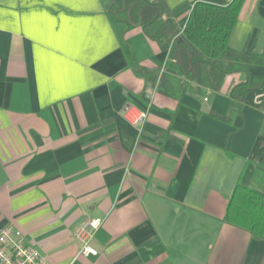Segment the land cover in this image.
Segmentation results:
<instances>
[{
    "label": "crops",
    "instance_id": "crops-1",
    "mask_svg": "<svg viewBox=\"0 0 264 264\" xmlns=\"http://www.w3.org/2000/svg\"><path fill=\"white\" fill-rule=\"evenodd\" d=\"M196 1L230 0H165L180 32ZM107 2L0 0V228L51 264H264V238L223 219L237 182L264 191V88L223 119L230 87L264 76V0L228 41L258 58L218 89L173 73L168 39L122 35ZM92 218L97 253L80 255Z\"/></svg>",
    "mask_w": 264,
    "mask_h": 264
},
{
    "label": "trees",
    "instance_id": "trees-1",
    "mask_svg": "<svg viewBox=\"0 0 264 264\" xmlns=\"http://www.w3.org/2000/svg\"><path fill=\"white\" fill-rule=\"evenodd\" d=\"M243 2L230 0L220 5L196 1L181 32L165 0H108L106 10L121 24L122 35L139 26L152 40L168 39L173 73L200 84L205 73L208 84L218 89L226 75L246 72L247 65L259 56L252 51L234 50L228 43ZM258 88H264V76L232 85L231 113L223 119L229 121L239 113L246 94ZM259 106L264 111V94ZM223 219L247 230L253 237L264 238V191L237 182L228 197Z\"/></svg>",
    "mask_w": 264,
    "mask_h": 264
},
{
    "label": "built area",
    "instance_id": "built-area-1",
    "mask_svg": "<svg viewBox=\"0 0 264 264\" xmlns=\"http://www.w3.org/2000/svg\"><path fill=\"white\" fill-rule=\"evenodd\" d=\"M124 119L133 126H140L147 117V110L133 104H125L122 109ZM101 222L100 218L82 220L76 229L75 238L80 243L79 254L95 255L91 240ZM0 264H51L40 251L24 242L21 232L9 226L0 228ZM71 264V263H70Z\"/></svg>",
    "mask_w": 264,
    "mask_h": 264
}]
</instances>
